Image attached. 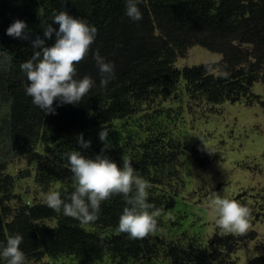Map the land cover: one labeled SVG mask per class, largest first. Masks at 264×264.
<instances>
[{
	"label": "trees",
	"instance_id": "16d2710c",
	"mask_svg": "<svg viewBox=\"0 0 264 264\" xmlns=\"http://www.w3.org/2000/svg\"><path fill=\"white\" fill-rule=\"evenodd\" d=\"M137 6L142 19L133 21L126 15L125 0H0V248L9 236L20 235L25 264H66L61 261L64 258L94 264H145L152 245L148 238L130 239L117 231L119 217L128 206L121 195L101 202L98 218L89 223L41 202L12 208L14 177L5 173L9 162L35 152L39 145H54L59 154L78 151L77 137L63 140L75 130L85 131L84 140H91V147L81 154L94 158L104 146L98 136L104 127L110 147L105 155L119 166L122 159L131 160L135 175L150 184L147 202L154 209L149 211L159 210L162 215L175 205V194L161 187L174 180L176 143L161 130L132 145L129 137H123L132 136L137 128L126 123L142 103L150 96L169 97L183 79L189 98L199 96L210 104L244 98L247 105L257 102L264 111V100L251 92L264 59V0H141ZM60 11L97 29L88 55L76 65V78L89 76L94 84L79 104L57 107L59 101H54L56 114L44 115L26 95L27 78L20 68L33 55L31 41L10 37L6 30L15 19L23 20L31 39L39 35L51 46L55 34L46 39L41 21L51 23L53 12ZM195 44L223 58L176 68V57ZM244 46H251L252 52ZM97 51L114 65V75L105 87L100 85L102 77L93 59ZM252 55L257 63L251 62ZM39 167L34 177L37 185L47 188L57 182L55 191L70 202L73 174ZM241 196L233 200L239 202ZM253 235L252 231L243 236L222 234L217 228L208 241L210 258L216 264H234L229 255ZM168 251L172 264H192L191 250L169 247ZM0 264H6L2 257ZM247 264H264V256Z\"/></svg>",
	"mask_w": 264,
	"mask_h": 264
},
{
	"label": "rangeland",
	"instance_id": "374dc122",
	"mask_svg": "<svg viewBox=\"0 0 264 264\" xmlns=\"http://www.w3.org/2000/svg\"><path fill=\"white\" fill-rule=\"evenodd\" d=\"M244 49L252 52L251 46ZM222 58L221 53L195 44L176 57L174 66L182 69L206 65ZM251 62L257 63L253 55ZM258 66L259 80L251 92L264 100V59ZM126 124L130 125L128 128L137 125L132 132L129 129L132 136L123 134L129 137L130 145L159 130L176 143L174 180L161 187L175 194V205L157 217V231L147 237L152 253L145 264H172L169 247L191 250L192 264H216L210 258L208 247L217 229L207 207L214 195L232 200L242 195L239 202L251 209V227L247 233L252 231L254 235L238 245L228 259L234 264H247L255 257L264 256V111L257 102L247 105L243 98L237 102L210 104L199 96L189 98L181 79L169 97L150 96ZM84 132L75 130L65 134L63 140ZM78 151L85 150L79 147ZM64 154H59L54 145H39L35 152L9 162L5 173L14 177L13 200L9 205L14 208L27 202L45 203V195L57 190L60 184L39 187L35 174L41 165L61 175L72 174ZM68 182L67 179L63 183ZM61 261L94 264L74 258Z\"/></svg>",
	"mask_w": 264,
	"mask_h": 264
},
{
	"label": "clouds",
	"instance_id": "9594fccd",
	"mask_svg": "<svg viewBox=\"0 0 264 264\" xmlns=\"http://www.w3.org/2000/svg\"><path fill=\"white\" fill-rule=\"evenodd\" d=\"M140 2L141 0H125L126 15L133 21L142 19L137 6ZM53 24L59 26L58 30ZM41 28L46 39H52L55 34V42L51 46H46L45 39H41L39 35L34 40L31 39V33L26 31L27 23L20 19H15L9 25L6 34L31 41L33 55L20 65L27 78L25 93L44 115L56 114L54 101H59L57 107L79 104L93 87L91 77L76 78V65L88 55L97 29L66 11L53 12L51 23L41 21ZM93 59L102 77L100 85L105 87L114 75V65L105 62L98 51ZM98 136L104 146L94 158H88L77 150L64 154L73 174L74 191L69 197L70 202L61 199L58 191H49L44 197L45 203L57 213L62 211L67 217L89 223L98 218L101 202L121 195L128 206L119 217L117 231L126 233L130 239L147 238L157 231V217L160 216L159 210L149 211L154 209V205L147 202L146 189L150 188V184L135 175L130 159H122V166H119L105 155L110 149L105 143L109 136L106 128L102 127ZM77 143L82 149L91 147V140L85 141L83 133L77 136ZM26 205L31 206L28 202ZM207 207L215 226L222 234L243 236L249 231V207L220 195H214ZM21 242L20 235L9 236L6 245L0 248V257L6 264H25L24 253L20 250Z\"/></svg>",
	"mask_w": 264,
	"mask_h": 264
}]
</instances>
